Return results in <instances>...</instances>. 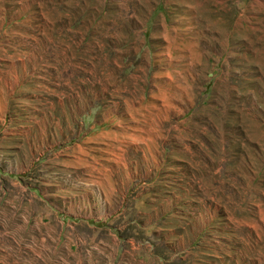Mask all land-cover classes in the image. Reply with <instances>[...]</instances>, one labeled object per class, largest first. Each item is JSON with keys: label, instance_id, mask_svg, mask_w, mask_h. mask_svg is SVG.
Wrapping results in <instances>:
<instances>
[{"label": "rangeland", "instance_id": "1", "mask_svg": "<svg viewBox=\"0 0 264 264\" xmlns=\"http://www.w3.org/2000/svg\"><path fill=\"white\" fill-rule=\"evenodd\" d=\"M0 264H264V0H0Z\"/></svg>", "mask_w": 264, "mask_h": 264}]
</instances>
